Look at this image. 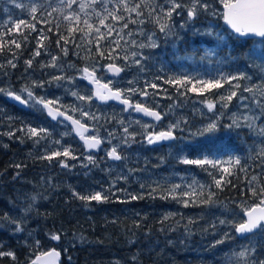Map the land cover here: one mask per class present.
<instances>
[{
    "label": "trees",
    "instance_id": "trees-1",
    "mask_svg": "<svg viewBox=\"0 0 264 264\" xmlns=\"http://www.w3.org/2000/svg\"><path fill=\"white\" fill-rule=\"evenodd\" d=\"M125 3L129 7L140 4L138 11L143 15L125 10ZM24 4L22 8L0 7V81L13 90L28 86L60 92L66 79L90 63L127 66L132 53L140 49L126 32L136 38L135 42L144 43L151 32L158 42V47L141 51L139 65L132 66L139 74L141 88L168 79L190 81L183 85L166 83L170 88L166 87V92H172L177 110L186 114L190 113L187 109L191 98L217 100L232 90L227 77L253 73V62L250 64L248 56L243 55L253 52L246 46L249 41L235 38L219 17L200 11L198 21L205 24V17L212 20L223 40L197 36L190 28L177 29L176 33L175 18L181 9L168 21L174 34L161 33L154 17L163 15L161 6L169 7L166 0H112L106 4L98 0L93 3L94 9L75 10L80 17L78 24L74 19H65L56 0H24ZM152 8L156 12L150 16ZM182 14L188 18L184 9ZM112 15L120 19L114 20ZM85 19L93 30L83 23ZM21 20L25 23L15 28ZM254 43L262 45L259 55L264 59V42ZM201 45H213L222 55L221 62L205 59ZM57 76L63 79L56 80ZM214 80H220L223 86H205L204 82ZM97 108L99 113L83 122L96 127L99 135L111 127L121 139L127 137L129 143L119 152V161L112 162L102 150L86 154L70 129L49 121L41 109L27 112L0 96V216L7 212L24 221L21 232L14 231V224L0 222L3 250L17 257L16 261L7 256L0 258V264H32L49 247L59 249V264H229L227 257L245 243L254 244V260H264V232L243 239L235 236V225L243 222L244 209L259 203L250 188L259 191L264 187V159L255 152L246 130L227 131L220 126L202 138L189 135L186 142L157 149L140 142V129L134 134L124 131L116 116L117 108ZM161 108L167 109L168 105L161 104ZM73 115L78 118L77 112ZM30 128L46 131L33 137ZM65 149L70 156H54L51 161L42 158ZM88 157L95 163H90ZM236 158L246 171L227 163ZM184 160H208L216 166L186 164ZM61 161L68 166L63 167ZM223 167L232 174L223 173ZM222 177L231 183L217 187L215 181ZM96 192L108 199L86 203L78 198ZM209 196L211 203L207 202ZM29 205L31 211L21 213ZM50 233H59L61 240L53 243ZM221 240L223 243H218Z\"/></svg>",
    "mask_w": 264,
    "mask_h": 264
},
{
    "label": "snow or ice",
    "instance_id": "snow-or-ice-1",
    "mask_svg": "<svg viewBox=\"0 0 264 264\" xmlns=\"http://www.w3.org/2000/svg\"><path fill=\"white\" fill-rule=\"evenodd\" d=\"M63 2V0H62ZM96 0H93V3H95ZM76 3V0H69L68 7H71L72 4ZM166 3L169 5V7L164 8L160 7V12L163 14L162 16L160 14H157L154 19L159 27V30L161 33H164L166 36L173 35L172 31V25L168 23V21H171V18L173 16V13L176 12L177 9H185L187 12V17L189 19H195L197 15L199 14L200 10H203L204 12H208L210 8V4L208 3V0H166ZM221 3L223 4V7L225 9L223 13V19L226 24H228L233 32H235L239 37H245V36H258L261 38H264V0H221ZM17 7H20L19 4L16 5ZM86 7L85 4L81 3L80 8L83 10ZM125 10L129 12H136V14L143 15L142 12L138 11L140 8V4H136L133 7H129L127 3L124 4ZM33 13L36 12V8L33 7L31 9ZM156 12L155 8H152L149 15L151 16L153 13ZM179 14V13H177ZM215 15V11L211 13ZM99 15V14H97ZM111 15V14H110ZM65 19L71 21L75 20L77 24L80 22V17L78 15L72 14V15H66ZM112 19L118 20L120 17H117L115 15H112ZM164 21V22H162ZM25 23L23 20H21L19 23L15 24V28H19L21 24ZM83 23L88 27L89 30H93V25L88 23V20L85 19ZM100 23L104 24V19L100 20ZM29 27H34L32 25H29ZM181 27H184L182 24ZM69 31H74V29L69 28ZM96 32H99V29H95ZM211 34V33H209ZM218 39L223 40V36H218ZM151 47L155 48L158 47L157 43L149 37V44L144 45L141 44L140 47ZM16 47H20L19 44L16 45ZM66 51V50H65ZM214 53H208V55H212ZM36 55H39V52L36 53ZM135 55V54H133ZM243 55L248 56L249 53H244ZM251 55H255L254 52H251ZM56 58L53 57V60ZM29 66L31 65V61L27 62ZM136 64L139 65L140 61L136 60ZM15 67V65H12ZM55 67V64L52 65ZM109 71H111L113 74H119L122 70L120 67H117L115 65L110 64L108 66ZM83 72L85 73V78L88 79L90 82L97 84V90H96V96L102 100L107 101L109 99H116L120 100L121 103L128 105L129 107H134V110L136 112L143 113L146 116H150L154 118L155 120L159 121L162 119V116L159 112L154 111L150 109L147 106H144L143 104L137 103L134 106L129 103L128 99H122V92L120 90H113L108 86V84L99 85V81L95 79L94 71H89L87 68L83 69ZM56 80H61L63 77L57 76L55 77ZM157 79H160V77H157ZM248 79L250 80L251 77L246 76L245 74H239V75H233L226 78V82L231 85L232 90L229 92L226 96H221V101L224 103L222 104V108H227L228 105L231 103L233 98L237 97L238 90H241L243 92H247L251 95V99L249 100V97L240 96V100L242 102V106L246 109H248L249 114L239 115L237 113L231 114L229 119L231 120V123L223 125L225 130H233L238 129L241 127H247L252 130H258V134L261 136H264V127H259L257 129V121L261 119V117H264V84L260 85H253V86H242L239 81ZM233 81H237V83H232ZM169 84H180L183 85L185 83H190V81H185L182 79H168L165 81ZM205 86L207 88H220L223 85L221 84L220 80H214V81H207L204 82ZM153 88L156 89L158 87L155 83H146V88L142 92V95L147 96V88ZM3 89H0V92H3ZM22 91L27 92V99H23L20 95L15 94L13 92H6L5 94L10 96L12 99L19 101L21 104H27L29 100H33V93L29 91L27 88L22 89ZM73 95H77L75 92ZM80 100L86 99L84 96L78 97ZM248 100V104H243V101ZM36 103L43 104L44 108H47L49 110V115L52 116L53 119H56L57 115H64L62 112H54L51 108H49V105L52 103L51 101L45 102L43 99H35ZM249 105H254V107H250ZM209 111H212L214 108L213 104L208 105ZM84 115H88L87 113H84ZM224 113L220 112L218 116L207 125L205 129H203L201 134L204 133H212L215 131H218L220 128L219 124V118L223 116ZM66 119H70V117H65ZM95 119V117H92ZM72 123L74 125H77L78 128H83V125L79 123L77 120H73ZM174 127V126H173ZM29 133L31 136L35 137L38 136L40 132L46 131L45 129H40L39 131L36 128H30ZM125 132H127V129H124ZM81 138L84 139L82 133ZM148 143L152 144L160 140H170L175 139L173 136V133L171 130L169 131H162L159 134L153 136H149ZM101 140L96 137H91L89 139L85 140V144L88 146V148H96L100 145ZM65 156L68 157L71 155L70 151L68 149H65L62 153L61 152H54L50 155H46L42 157L43 159H47L51 161L54 156ZM108 157L112 160L119 161L122 159V156L117 152V149L113 147L111 151L107 153ZM258 155L261 156L262 159H264V149H261V151L258 153ZM75 159V157H72ZM90 163H95L93 161L92 157H88ZM183 163H196V164H208L212 163L213 166H216L214 162L208 161V160H196V161H190V160H184ZM229 165L239 166L241 171H246V168H244L241 165V160L239 158H236L234 160L227 161ZM61 165L63 167H67L68 165L61 161ZM16 167H20V165H16ZM222 172L228 175H231L230 169L228 167H223ZM252 180L255 181L256 177L253 176ZM217 187H221L224 183H231L230 181H225L223 177L221 179H217L215 181ZM176 187H179L178 185ZM251 194L253 197L259 198L258 205L244 209V215L247 217V219L243 222H240L239 224L235 225V232L238 234H246V233H253L254 231H261L264 232V187H261L259 191H257L256 188H250ZM75 195V194H74ZM80 200L85 201L86 203H89L91 201L96 202H103L108 199L107 196H102L100 192H96L91 195L87 196H79ZM136 197H133L135 199ZM33 200H35V197H33ZM211 203V196H209V200L207 201ZM187 206V205H186ZM31 211V205H29L28 208L24 209V212L27 213ZM0 222H7L9 224L15 225V232H21L24 230L23 228V218L16 219L9 215V213H4L2 216H0ZM221 223H225V221H221ZM227 237V233L225 234ZM49 238L52 241L59 242L61 240V235L59 233H50ZM218 243H223V240L218 241ZM37 244H39V241H37ZM10 257L12 261H16L17 257L14 252L12 251H4L3 250V244L0 243V258L3 257ZM60 257V252L56 251L55 249H51L47 252L41 253L40 256H38L35 260L32 261V264H58V260ZM237 257V264H264V260H254L253 252L249 251L247 248L244 250H241L238 254H236Z\"/></svg>",
    "mask_w": 264,
    "mask_h": 264
},
{
    "label": "rangeland",
    "instance_id": "rangeland-1",
    "mask_svg": "<svg viewBox=\"0 0 264 264\" xmlns=\"http://www.w3.org/2000/svg\"><path fill=\"white\" fill-rule=\"evenodd\" d=\"M28 1H39V0H28ZM46 1V0H44ZM49 1V0H47ZM98 1V0H96ZM104 3L106 4L108 1L112 0H103ZM56 2L59 4L60 8L63 9V16L65 17L66 15H72L75 14V10H79L80 4L83 3L86 5V7L82 11H86L87 9H94L93 7V0H76V3L72 4L71 7H68L69 0H56ZM102 3V2H101ZM210 4V10L208 12H204L203 10H200L202 13H206L208 16L213 17V18H220L222 17V3L221 0H215V3L213 1H208ZM20 5V8H22L24 4V0H0V7L5 6V5ZM220 7V8H219ZM74 9V11H72ZM185 10V9H184ZM215 11V15L211 14ZM1 11V9H0ZM185 14H187L185 10ZM180 19L176 20V25H175V32L177 33V29L181 27L183 24V28H190L191 30L195 31L197 34H208L210 37L213 39H218V36H222L220 34V30L216 28V24L212 22V20L208 19L207 17L204 18L205 24H202L201 22L198 21V15L195 19H189V18H183L182 11L179 12L178 14ZM211 33V34H209ZM127 38H131V43L137 45V47L140 49V52L148 48L147 46L141 48L140 45H148L149 37H151L152 40H154L156 43L157 41L153 37V34L151 32H148L146 37L147 43H144L142 41L140 42H135L136 38L132 34H129L126 32L125 34ZM148 39V40H147ZM250 45V48L252 51L255 53V55H251V52H249L248 55V61L253 62L252 65H250L251 72H248L247 76L251 77L250 80L245 79L242 82V86H253V85H260L264 84V59L262 58V54L259 55V52H262V45L259 43H254ZM261 49V50H260ZM205 50L209 53H211V47L207 46L205 47ZM134 51L131 56V60L128 62L129 66H138V64L135 63L136 60L141 59V53ZM135 54V55H133ZM255 61V62H254ZM122 67V64L120 65ZM87 68L88 70L94 71L98 77L99 80L102 82L108 84L109 86H115L120 90L121 92H124L125 90H130L134 96H138L141 101H156L157 104H165L168 105L170 104L169 101L163 102V98L168 99V95L162 90V87L159 86L158 83H155L158 85L156 89L147 88L148 95L146 97H142V92L145 90V88H141L140 83H138L139 79V74L134 73L131 68H125L126 73L122 75V77L118 80H115L113 78H108L107 74L103 70V67L96 63H90L87 66L83 67L81 70H76L75 75L72 78H69L68 80L66 79L64 81L63 86H61V91L60 92H54L53 89H41L37 90L38 88H31L26 86L29 91L33 93V100H29L28 104L32 109H41V104L36 103L35 99H43L45 102L51 101V105L54 107H57L61 109L62 111L68 113L69 111H72L70 115L74 116L73 113L77 112L78 113V118L80 121L86 120L90 115L93 113H99V109L96 107V104L92 102L91 95L89 89L86 87L85 88V73L83 72V69ZM101 75H99V73ZM75 78L78 79V81H75ZM84 82V84L82 83ZM73 82V83H71ZM0 89H3V92H0V96L6 98L8 95H6V92H13L12 88L10 85L5 83V81H0ZM24 89V88H23ZM35 89V90H34ZM18 91V94L24 95L27 99V92ZM76 93L77 95H73V93ZM14 93V92H13ZM79 96H84L86 99L80 100L78 97ZM240 96L244 97H249V100L251 99V95L247 92H243L242 89L238 90L237 97L233 98L231 103L228 105V107L222 108V104L224 103L221 101V98L217 100H202V101H192L187 109V112L190 111L189 114L184 113L183 111H179L176 109V106H173V104H170V114L173 115L172 117V122L171 124L175 126V130L178 132H184L191 135H194L196 137L202 138L203 136L209 134V133H204L201 134L203 129L207 127L209 123H211L220 112H223L224 115L219 118V124L220 126H223L225 124L231 123V120L229 117L233 113H237L239 115H244V114H249L248 109L244 108L242 106V102L240 100ZM249 101L245 100L243 101V104H248ZM213 104L214 108L212 111H209L208 105ZM250 107H254V105H249ZM112 110V109H110ZM84 113H87L88 115H84ZM69 114V113H68ZM176 114V115H174ZM124 119V117L121 112L117 114L119 119L121 117ZM129 120V123H134L133 126L135 129H146L147 127L140 123L139 120L132 118V117H127ZM133 119V120H131ZM61 125H64L61 123ZM128 127H126L128 130L132 129L131 124H127ZM259 127H264V117H261L260 120L257 121V129ZM238 129H244L246 130V134L250 136L252 139V143L254 144V149L255 152L259 153L261 149H264V136H261L258 134V130H252L247 127H241ZM236 130V129H233ZM65 130H62L61 133H64L65 135L68 134V132H63ZM229 131V130H227ZM231 131V130H230ZM98 137V136H96ZM104 143H111L109 135H107L106 138L99 136ZM105 154L109 152L108 149L103 150ZM258 205V204H257ZM233 210V208H232ZM235 213V209L232 211ZM21 213H25L24 209L22 210ZM247 248L249 251H252L254 253V244L253 243H245V244H239V250L234 251V253L229 257H227L226 261L229 262V264H237V257L236 254H238L241 250H244ZM48 249H51L50 247ZM59 251V249H57ZM68 261V260H67ZM242 264V262H240Z\"/></svg>",
    "mask_w": 264,
    "mask_h": 264
},
{
    "label": "flooded vegetation",
    "instance_id": "flooded-vegetation-1",
    "mask_svg": "<svg viewBox=\"0 0 264 264\" xmlns=\"http://www.w3.org/2000/svg\"><path fill=\"white\" fill-rule=\"evenodd\" d=\"M180 11H182V9L180 10ZM179 11V12H180ZM178 12V13H179ZM175 19H180L179 18V16L177 17V18H175ZM181 28H183V27H180V28H178V29H181ZM206 35H208V34H197V36H206ZM246 40H243V42H245ZM158 43V42H157ZM165 43V40H162V45ZM246 43V46H248V47H250V45H252L253 44V42H251V41H249V42H245ZM207 46H209V47H211V53H214V54H212V55H208V53L209 52H207L206 50H205V47H207ZM201 53L203 54V57H205V59H211L212 58V60H215L216 61V63H219V62H221V60H222V55H220V54H218V51L216 50V48L213 46V45H201ZM120 66V65H119ZM121 67V66H120ZM122 75H124V73H126V70L124 69V66L122 65ZM125 68H131L132 69V66H129L128 64H127V66H125ZM133 72H134V70H132ZM135 73V72H134ZM122 77V76H121ZM120 77V78H121ZM119 78V79H120ZM115 80H118V79H115ZM145 83V82H144ZM155 83H158L159 84V86H161L162 87V90H164V92L166 93V95H168V99L166 98H163V100L161 99V101H169L170 102V104H173V106H176L175 105V99L173 98V97H171V95H172V92H169V94H168V92H166V87H168V85L166 84V83H162V82H160V81H158V82H155ZM112 89H115V90H118V88L117 87H115V86H110ZM12 88V87H11ZM169 88V87H168ZM229 88V87H228ZM170 89V88H169ZM13 90V89H12ZM18 91H21V90H13V92L14 93H17L18 94ZM218 94H222V91H219L218 92ZM18 95H20L21 97H23L24 95H21V94H18ZM122 96L125 98V99H128L131 103H133V104H137V103H140V104H143L144 106H147V107H149L150 109H155V110H157L158 112H160V114H162V116H163V119H162V121L161 122H159V123H155V122H149V121H144V120H141V119H139V118H137V117H135L134 115H133V113H132V111H129V112H125L124 111V109L123 108H121V107H117V106H115V105H110L112 108H117L118 109V111L119 112H121V114L124 116V117H126V118H122L121 117V115H119L120 117H121V119H119L118 120V122H119V124H122V126L123 127H128V125L127 124H131L132 125V129H131V132L130 133H137V131H138V129L136 130L135 129V127L133 126V124L134 123H129V120L127 119V117H132V118H134V120L135 119H137V120H139L140 121V123H142L143 125H145L147 128L146 129H144V131L142 130V129H140V131L142 132V135H141V137H143V139L140 141V142H143V144H144V146L145 145H149V143H148V137L149 136H152V135H156V134H158V133H160V132H162V131H169V130H171L172 131V133H173V135H174V137H175V139H174V142L173 143H182V142H186V137L187 136H189V135H191V134H188L187 133V135H186V133H184V132H178V131H176L175 130V126L174 125H172L171 124V122H172V117H173V115H171L170 114V110H169V108H170V104H169V106H168V108L167 109H162L161 108V104H157V102L156 101H152V100H150V98H149V101H148V98H147V101L145 102V101H141L140 100V98L138 97V96H134L133 95V93L130 91V90H125L124 92H122ZM142 97H146V96H144V95H142ZM26 97L24 96V99H25ZM197 101L196 99H194V98H191V100H190V102H192V101ZM193 101V102H194ZM206 101V100H205ZM210 101V100H209ZM94 103V102H93ZM96 104V103H95ZM107 105V104H106ZM13 106V105H12ZM98 106V104H96V107ZM99 106H101V105H99ZM31 109V107H30V105H28V110H30ZM177 109V108H176ZM174 115H176V114H174ZM131 120H133V119H131ZM85 121V120H84ZM83 122V121H82ZM90 125V124H89ZM65 126V125H64ZM92 127H93V129H94V132H93V135H95V136H101V137H104V138H106L107 137V135H109V139H110V141H111V143H104V146H103V148H102V151L104 150V149H108L109 151H111V149L113 148V147H115L116 149H117V152L119 153L120 151H123L127 146V144L129 143V140H127V137H124L123 139H121L122 137H119L118 135H115L114 134V130H113V128H111V127H106V128H104V130L103 131H100V134L101 135H99L96 131V127H94L93 125H91ZM174 126V127H173ZM98 131H99V129H98ZM133 136V135H132ZM192 136H194V135H192ZM195 138H200V137H196V136H194ZM162 146H157L156 148L157 149H160ZM103 154H105L104 153V151H103ZM107 155V154H106Z\"/></svg>",
    "mask_w": 264,
    "mask_h": 264
},
{
    "label": "water",
    "instance_id": "water-1",
    "mask_svg": "<svg viewBox=\"0 0 264 264\" xmlns=\"http://www.w3.org/2000/svg\"><path fill=\"white\" fill-rule=\"evenodd\" d=\"M221 9H222V20H221L222 25L225 27V29H227V30H228L231 34H233L235 37H237V38H241V39H245V40H260V41H264V38H261V37H258V36H252V35L245 36V37H239L235 32H233V30L231 29V27H230L228 24L225 23V21H224V19H223V13H224L225 9H224L223 6L221 7ZM110 64L115 65V66H117V67H120L119 65L114 64V63H108V64H106V65L104 66V71L106 72L107 76H108L109 78H113V79H118V78H120L121 75H122V70L120 71L119 74H113L111 71H109V68H108V66H109ZM120 68H121V67H120ZM89 71H91V70H89ZM94 74H95V79H96L97 81H99V85H104V84H106V83H104V82H102L101 80L98 79V77H97V75H96L95 72H94ZM85 84H86V86H87V87L90 89V91H91V99H92V101H93L94 103L98 104V105L113 104V105H115V106L122 107V108L124 109L125 112L132 111L133 115H135L136 117H139V118H141V119H143V120H145V121H150V122L159 123V122H161L162 119H163V116H162V115H161V116H162V119L159 120V121H157V120H155L154 118H152V117H150V116H146V115H144L143 113L136 112V111L134 110V107H129L128 105H125V104L121 103L120 100L109 99V100H107V101H102V100H100V99L96 96L97 84H96V83H93V82H90L88 79L85 80ZM108 86H109V85H108ZM109 87H110V86H109ZM110 88H111V87H110ZM113 90H115V89H113ZM121 98H122V99H125L123 96H122ZM6 101H7L9 104H11V105H13V106H15V107H17V108H19V109H21V110H24V111H27V110H28V104H21L19 101H16V100L12 99L10 96H8V97L6 98ZM129 103H130L131 105H133V106L135 105V104L131 103L130 101H129ZM41 108H42L43 112L45 113V115H46V117H47V119H48L49 121H51V122H53V123L61 122V123L65 124V125L71 130L72 135H73L74 138L77 139V141L83 146L84 152H85L86 154H90V153L97 154V153L100 151V149H102V147H103V141H102L100 138H98V137H96V138H98V139L101 140V143H100V145H99L98 147H96V148H91V149H90V148H88V146L85 144V140H86V139H89V138H91V137H95V136H93V131H94L93 127H91V126H89V125H87V124L82 123L80 120L76 119V118L73 117L72 115H70V114H68V113H66V112H64V111H62V110L59 109V108H56V107L52 106L51 104L49 105V108H51L54 112H57V111H58V112H62V113H64V115H57V116H56V119H53L52 116L49 115V110H48L47 108H44L43 104H41ZM152 110H154V109H152ZM154 111H156V110H154ZM157 112H158V111H157ZM65 117H70V119H66ZM73 120H77V121H79V123H80L81 125H83V128H78L77 125H74V124L72 123ZM81 133H82L84 139L81 138ZM158 134H159V133H158ZM156 135H157V134H156ZM152 136L154 137L155 135H152ZM173 136H174V135H173ZM173 140H174V139H170V140H160V141H157V142H155V143L150 144V146H151V147H157V146H162V145H168V144L173 143ZM110 160H111L112 162L116 161V160H112L111 158H110ZM255 206H256V205H255ZM252 207H254V206H252ZM246 219H247V217L243 214V221H245ZM257 231H258V230H257ZM257 231H254L253 233H255V232H257ZM253 233H246V234L241 235V234H238V233L235 232V236H236L238 239H243V238H245L246 236H249V235H251V234H253ZM54 242L56 243V241H54ZM56 251H57V250H56ZM40 255H41V254H39L38 256H40ZM38 256H36V257L34 258V260H35ZM58 264H59V263H58Z\"/></svg>",
    "mask_w": 264,
    "mask_h": 264
},
{
    "label": "bare ground",
    "instance_id": "bare-ground-1",
    "mask_svg": "<svg viewBox=\"0 0 264 264\" xmlns=\"http://www.w3.org/2000/svg\"><path fill=\"white\" fill-rule=\"evenodd\" d=\"M240 40V39H239ZM243 41V40H242ZM212 59V58H211ZM246 68V67H245ZM23 98V97H22ZM29 105V104H28ZM155 110V109H154ZM157 111V110H156ZM28 112V111H27ZM160 113V112H159ZM162 115V114H161Z\"/></svg>",
    "mask_w": 264,
    "mask_h": 264
}]
</instances>
